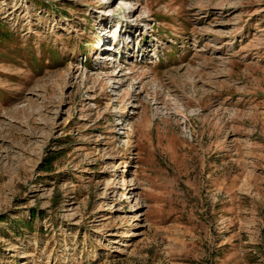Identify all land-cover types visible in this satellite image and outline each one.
<instances>
[{
    "label": "rangeland",
    "instance_id": "obj_1",
    "mask_svg": "<svg viewBox=\"0 0 264 264\" xmlns=\"http://www.w3.org/2000/svg\"><path fill=\"white\" fill-rule=\"evenodd\" d=\"M0 264H264V0H0Z\"/></svg>",
    "mask_w": 264,
    "mask_h": 264
},
{
    "label": "bare ground",
    "instance_id": "obj_2",
    "mask_svg": "<svg viewBox=\"0 0 264 264\" xmlns=\"http://www.w3.org/2000/svg\"><path fill=\"white\" fill-rule=\"evenodd\" d=\"M116 38H114V40H115Z\"/></svg>",
    "mask_w": 264,
    "mask_h": 264
}]
</instances>
